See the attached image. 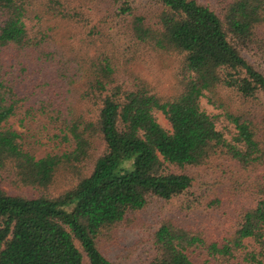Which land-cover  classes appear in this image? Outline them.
I'll list each match as a JSON object with an SVG mask.
<instances>
[{
  "label": "trees",
  "instance_id": "1",
  "mask_svg": "<svg viewBox=\"0 0 264 264\" xmlns=\"http://www.w3.org/2000/svg\"><path fill=\"white\" fill-rule=\"evenodd\" d=\"M150 2L144 16L123 0H0V178L36 191L12 194L0 180V264H116L102 233L151 199L185 193L187 170L218 160L239 165L235 189L248 204L220 237L159 220L148 230L150 264H195L197 251L219 264H264V148L247 112L220 95H264L254 59L264 58V0ZM96 5L130 16L122 51L91 18L81 24ZM146 53L176 58L170 94L131 68ZM19 111L44 115L68 148L36 157L8 125Z\"/></svg>",
  "mask_w": 264,
  "mask_h": 264
},
{
  "label": "rangeland",
  "instance_id": "2",
  "mask_svg": "<svg viewBox=\"0 0 264 264\" xmlns=\"http://www.w3.org/2000/svg\"><path fill=\"white\" fill-rule=\"evenodd\" d=\"M123 1L129 3L132 13L136 15H149L155 9L150 0ZM199 1L213 7L218 2V0ZM77 6L82 7L81 3H77ZM94 8L96 10L92 14L88 12L89 15L78 17L81 24L91 18L92 23H95L99 28L102 26V35L110 36L122 51L129 44L128 34H125V20L130 19V16L123 19L121 15H115L111 10L107 11L105 5H96ZM82 11L85 12L86 9L83 8ZM103 18H107V24H102ZM146 18L150 19L147 16ZM100 20L101 24L99 25L98 21ZM81 24H75L76 27H72L79 29ZM254 59L264 70L263 56L259 55ZM141 60L140 63L132 64L131 68L146 78L160 94H170L175 83L176 58L174 56L161 58L155 54L146 53ZM220 95L221 99L233 110L240 108L247 112L248 117L254 122L255 132L264 148V95L257 93L254 97L243 98L229 90H221ZM201 102L208 112L216 114L221 112L205 99H202ZM154 114L161 126L167 130L171 129L159 111H155ZM226 123L223 120V124ZM8 125L22 135L25 146L38 158L48 152H59L68 148L66 143L61 142L60 137L56 138L55 127L48 122L44 115L25 116L22 111H19L16 116L9 119ZM219 127H222L221 123ZM171 168L173 169V167ZM187 172L194 177V181L185 193L171 200L151 199L144 210L128 214L126 220L119 226L102 233L99 237L100 249L108 259L116 264H150L155 253L152 245L147 241L148 230L154 229L156 223L163 218H169L186 227L208 229L218 237L221 236V230L227 224L233 223V221L235 223L236 214L240 208L248 204L244 195L235 189L236 183L243 176L239 165L231 160H218L204 167L189 168ZM0 180L4 182L2 183L4 189L12 194L32 196L36 193L31 187L19 186L17 188L10 186L1 178ZM64 187V183H59L57 191ZM75 243L81 250L79 244ZM191 256L195 264H219L213 260L207 261V255L200 251L191 254ZM84 261L87 262L85 255ZM230 264L244 263L233 261Z\"/></svg>",
  "mask_w": 264,
  "mask_h": 264
}]
</instances>
